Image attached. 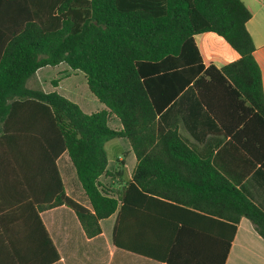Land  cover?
Instances as JSON below:
<instances>
[{
    "label": "trees",
    "instance_id": "1",
    "mask_svg": "<svg viewBox=\"0 0 264 264\" xmlns=\"http://www.w3.org/2000/svg\"><path fill=\"white\" fill-rule=\"evenodd\" d=\"M250 18L242 0H0V151L19 161L37 142L44 152L40 160L51 162L57 178L55 161L67 151L91 205L74 200L61 185L38 211L71 208L91 238L101 232L100 221L118 210L114 245L170 264L185 263L125 238L135 227L125 216L134 200L162 197L223 219L230 227L229 245L242 217L264 238V212L158 118L191 86L196 102L211 115L221 119L211 104L220 92L231 113L256 124L264 137L261 71L246 28ZM203 32L221 36L240 57L221 68L205 66L194 41ZM62 62L84 73L105 109L86 114L55 91L27 86L37 69ZM111 114L121 120V129L108 126ZM117 137L128 139L137 164L132 180L115 195L98 178L122 172V160L115 172L106 170L105 143ZM256 143L264 146V140ZM239 145L264 170V149L257 157L246 143ZM5 216L0 214V236L15 264L59 260L38 214L23 224L21 236Z\"/></svg>",
    "mask_w": 264,
    "mask_h": 264
},
{
    "label": "crops",
    "instance_id": "2",
    "mask_svg": "<svg viewBox=\"0 0 264 264\" xmlns=\"http://www.w3.org/2000/svg\"><path fill=\"white\" fill-rule=\"evenodd\" d=\"M242 1L251 12L246 28L255 46L253 56L260 67L264 94V0ZM194 41L205 66L213 64L221 68L240 57L214 32L199 33L194 36ZM60 64L44 67H59ZM44 67L37 69L36 73ZM78 72L82 71L71 70L66 65L57 72V85L65 79H81ZM82 81L87 87L86 92L78 94L73 90L76 93L74 97L55 92L70 98L86 114L105 109V105L89 90L85 75ZM31 85L30 88H37L34 80ZM195 99V91L191 86L187 87L159 113L161 125L166 129L176 128L188 147L201 158H209L218 172L264 212V170L239 145L240 142L246 143L255 156L261 157L264 146L262 143L260 147L257 146L256 141L263 142V132L256 124L249 123V119L239 120V112L231 113L220 92L213 94L211 104L221 119L211 115ZM108 126L119 130L122 123L116 115L111 114ZM112 141L123 145L124 151L115 155L111 168L107 157L106 170L115 172L118 160H122V172L114 178L103 174L98 180L116 195L132 180L137 159L125 137L107 141L106 155L107 146ZM31 143L33 149L23 152V159L19 161L0 151V214L7 215L5 217L15 229V235L21 236L23 224L26 226L28 219L34 220L38 214L60 255L59 260L52 264H170L114 245L118 210L100 221L101 232L91 238L86 237L71 208L60 205L38 211V206L46 204L50 191L53 192L55 188L59 191L61 185L68 196L87 208H91V205L67 151L62 152L55 161L57 178L51 162L44 164L40 160L44 158L40 144ZM160 186L165 187V184ZM125 216L127 222L135 226L129 235L125 234V238L129 237L147 249L169 254L185 264H220L225 253L223 264H264V238L245 217L236 224L229 245L230 227L227 221L182 202L162 197L134 200L131 212ZM12 253L0 236V264H15Z\"/></svg>",
    "mask_w": 264,
    "mask_h": 264
},
{
    "label": "rangeland",
    "instance_id": "3",
    "mask_svg": "<svg viewBox=\"0 0 264 264\" xmlns=\"http://www.w3.org/2000/svg\"><path fill=\"white\" fill-rule=\"evenodd\" d=\"M63 68H66V65L64 63L60 64L59 67H44V69H42L38 73H35L27 81V85L29 87L32 86L31 83L34 80L36 87L41 88L44 91H57V92L60 91L64 93L63 95H65L66 97L68 95L74 97L76 94L74 91H77L78 94H81V92L83 91L86 92L87 87H85L84 81H82V77L84 76L82 72H78V74L82 76L81 79L79 80H76L74 78L69 79V80L65 79L63 81H60L61 83L59 82V84L56 86L51 83V81L57 76V72ZM116 142L117 141H112L107 146V157H108L110 168L112 167L114 163L115 155H117L118 152L120 151H124L122 147L123 145H120ZM125 142L127 141L125 140Z\"/></svg>",
    "mask_w": 264,
    "mask_h": 264
}]
</instances>
